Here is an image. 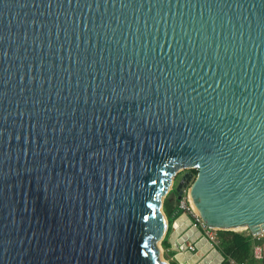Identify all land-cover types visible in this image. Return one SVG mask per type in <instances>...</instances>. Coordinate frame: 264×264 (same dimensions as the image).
Masks as SVG:
<instances>
[{
	"label": "water",
	"instance_id": "obj_1",
	"mask_svg": "<svg viewBox=\"0 0 264 264\" xmlns=\"http://www.w3.org/2000/svg\"><path fill=\"white\" fill-rule=\"evenodd\" d=\"M192 170L264 235V0H0V264H221Z\"/></svg>",
	"mask_w": 264,
	"mask_h": 264
},
{
	"label": "trees",
	"instance_id": "obj_2",
	"mask_svg": "<svg viewBox=\"0 0 264 264\" xmlns=\"http://www.w3.org/2000/svg\"><path fill=\"white\" fill-rule=\"evenodd\" d=\"M190 173L195 177L197 174L196 170H192ZM164 212L166 215L170 217H177L180 214L178 207L173 205L170 200H165L163 205ZM217 238L219 240V244L217 249L225 258L222 264H229L227 259L229 257L234 258L238 262H248L249 264H254L252 258V250L254 243H260V241H264V239L254 238L250 234L246 233H238L232 231H217ZM163 248L169 249L170 246L165 239L162 243ZM171 255H174L171 253ZM171 264H177L176 262H172Z\"/></svg>",
	"mask_w": 264,
	"mask_h": 264
},
{
	"label": "built area",
	"instance_id": "obj_3",
	"mask_svg": "<svg viewBox=\"0 0 264 264\" xmlns=\"http://www.w3.org/2000/svg\"><path fill=\"white\" fill-rule=\"evenodd\" d=\"M192 178L194 180V176L192 175ZM188 185L182 192L181 198L178 200L176 199V206L178 207V210L180 211V214H186L190 220L192 221V226L196 227L202 232V236L206 237L208 241L211 242L213 248L217 247L219 244V241L216 239V232L210 228H208L201 218L197 215V213L190 207V204L188 202V194H189V189L190 185L192 184L193 181L187 179ZM177 198V194H176ZM179 214V215H180ZM187 250L188 251H195V247L192 243L187 242ZM264 257L263 253V247L259 244H254L253 245V250H252V258L255 261H261ZM227 262L229 264H247V262H238L234 258L229 257L227 259Z\"/></svg>",
	"mask_w": 264,
	"mask_h": 264
},
{
	"label": "rangeland",
	"instance_id": "obj_4",
	"mask_svg": "<svg viewBox=\"0 0 264 264\" xmlns=\"http://www.w3.org/2000/svg\"><path fill=\"white\" fill-rule=\"evenodd\" d=\"M190 172L191 171H182L176 176V178L174 180L173 190L167 195V198H166L167 200H170L174 206L176 205V199H177L175 190H176L177 186L179 185L180 181L183 178H187V179L193 181L192 173H190ZM163 211H164V209H163ZM243 233H248V232L246 231ZM162 258L164 260H166L168 262V264H171L172 262H174V258H173V255H171V251L169 249L163 248V246H162Z\"/></svg>",
	"mask_w": 264,
	"mask_h": 264
},
{
	"label": "crops",
	"instance_id": "obj_5",
	"mask_svg": "<svg viewBox=\"0 0 264 264\" xmlns=\"http://www.w3.org/2000/svg\"><path fill=\"white\" fill-rule=\"evenodd\" d=\"M246 234H249V233H246ZM257 238V237H256ZM258 238H260L261 240L262 239H264V235L263 236H261V237H258ZM216 239L218 240V238H217V235H216ZM219 241V240H218ZM255 244V243H254ZM256 244H259V245H261L262 247H263V253H264V241H260V243H256ZM214 248H217V247H214ZM224 260H225V258H224ZM224 262V261H223ZM222 262V263H223ZM253 262H254V264H264V257H263V259L261 260V261H255L254 259H253ZM221 263V264H222ZM247 264H249L248 262H247Z\"/></svg>",
	"mask_w": 264,
	"mask_h": 264
},
{
	"label": "bare ground",
	"instance_id": "obj_6",
	"mask_svg": "<svg viewBox=\"0 0 264 264\" xmlns=\"http://www.w3.org/2000/svg\"><path fill=\"white\" fill-rule=\"evenodd\" d=\"M160 258L163 259V258H162V247H161ZM163 260H164V259H163ZM164 261H165V260H164ZM165 262H166V261H165ZM167 264H168V263H167Z\"/></svg>",
	"mask_w": 264,
	"mask_h": 264
}]
</instances>
